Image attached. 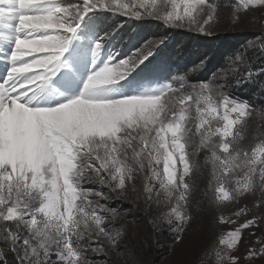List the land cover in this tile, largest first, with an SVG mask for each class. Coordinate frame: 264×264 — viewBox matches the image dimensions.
I'll return each instance as SVG.
<instances>
[{
	"label": "snow or ice",
	"instance_id": "1",
	"mask_svg": "<svg viewBox=\"0 0 264 264\" xmlns=\"http://www.w3.org/2000/svg\"><path fill=\"white\" fill-rule=\"evenodd\" d=\"M0 5H10L0 7V26H14L16 33L10 67L0 80V264H130L122 259L128 212L139 208L154 227L166 222L184 231L192 218L191 181L202 167L208 171L205 198L213 223L226 229L210 246V264L264 260V133L248 136L253 126L264 129V103L232 95L254 74L244 70L243 51L208 80L173 76L152 91L103 95L154 55L165 39L156 37L125 58L110 56L90 72L78 95L48 88L89 12L153 19L165 28L211 35L221 22L216 3L0 0ZM224 7L231 9L227 23L238 27L264 10V0ZM259 23L264 46V19ZM102 47L94 44L93 68ZM155 82L146 78L137 87Z\"/></svg>",
	"mask_w": 264,
	"mask_h": 264
},
{
	"label": "rangeland",
	"instance_id": "2",
	"mask_svg": "<svg viewBox=\"0 0 264 264\" xmlns=\"http://www.w3.org/2000/svg\"><path fill=\"white\" fill-rule=\"evenodd\" d=\"M73 2L75 0H59L61 5ZM120 2L129 3L131 0H120ZM211 2L218 5V12L221 16L219 26L211 35L165 28L159 21L153 19L134 20L137 23L122 24L115 20L116 15L119 14L110 11L109 14H106L104 10L89 12L87 15L90 16L82 25V30L88 39L86 44L93 46L97 41H100L103 47L96 59L95 68H93L92 53L87 55L85 52L86 49L92 51L93 47L89 48L80 42V39L84 38L83 36L77 39L78 43L83 46L80 59L88 70L85 81L90 72L102 67L110 56H115L116 60L125 58L131 55L135 49L140 48L145 41L156 37H165L164 43L156 49L148 61L137 68L126 80L107 86L102 94L118 98L123 95L152 91L173 76H187L190 82L201 81L196 78L203 73L205 68L209 67H206L209 64L208 60L211 64L215 60L219 61L211 74L212 77L219 69L226 66L230 57L242 51L246 64L244 70H252L254 74L251 79L241 83L239 87L247 86L250 83L253 88L260 90L264 85V46H262V29L259 21L264 19V10H255V17H249L240 26L232 27L226 19L231 9L224 5L234 4L237 0H211ZM123 19V17L120 18V21ZM248 20H251V23ZM12 23L14 25V22ZM144 25L150 29L151 36L143 30ZM79 32L80 29L77 36ZM15 35L14 26L13 34H0V49L7 52L8 55L12 50V38ZM171 37L174 41H171ZM251 44H255V47H249ZM78 56H73V62L79 58ZM116 60H113V63ZM201 61H203L202 65ZM146 78L155 79L156 82L149 84L146 88L137 87V84ZM64 84V82L60 83V85ZM61 90L68 93V96L80 93L78 90ZM234 91L233 88L232 95L240 99L234 94ZM259 102H264V100ZM262 133H264V129L253 126L249 130L248 136L251 139L252 136H259ZM200 161L203 164V157H200ZM207 181L208 171L202 167L191 181L192 189L189 193V201L192 218L189 221V226H186L182 232L173 231L166 222L159 223L154 227L149 223L148 215L139 208L129 211V220L126 223L128 233L125 245L126 255L122 259H127L130 264H210V246L216 237L226 229L223 226L217 227L213 223V214L208 209L205 198ZM230 213V209H224V215H230ZM255 264H264V260H257Z\"/></svg>",
	"mask_w": 264,
	"mask_h": 264
},
{
	"label": "trees",
	"instance_id": "3",
	"mask_svg": "<svg viewBox=\"0 0 264 264\" xmlns=\"http://www.w3.org/2000/svg\"><path fill=\"white\" fill-rule=\"evenodd\" d=\"M106 14H109L110 12L109 11H105ZM124 18L123 20L120 21V18ZM116 22L117 23H137L136 21L132 20V19H129L125 16H122V15H116V18H115ZM142 27V26H141ZM138 29H140V27H138ZM143 30L147 32V34H149L151 36V32H150V29H148L147 27H143ZM171 41H174L173 38L171 37ZM209 64L206 65V67L208 68H205L203 70V73H198L200 76L198 78H196V80H205L209 77H211V74L213 73V70L216 68L217 66V63L219 62L218 60H215L213 61V63L211 64V62L208 60ZM182 64H184V62H181ZM264 88V85H262L261 89ZM260 89V90H261ZM234 94L238 97H240V99H243V100H248L250 103H257V104H261V103H264V102H259L261 100L260 98V95H264V94H261L260 93V90L256 89V88H253L252 85H250V83H248L247 86H241V87H236L234 88Z\"/></svg>",
	"mask_w": 264,
	"mask_h": 264
},
{
	"label": "bare ground",
	"instance_id": "4",
	"mask_svg": "<svg viewBox=\"0 0 264 264\" xmlns=\"http://www.w3.org/2000/svg\"><path fill=\"white\" fill-rule=\"evenodd\" d=\"M9 47V46H8ZM12 48V47H11Z\"/></svg>",
	"mask_w": 264,
	"mask_h": 264
}]
</instances>
